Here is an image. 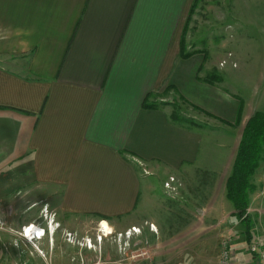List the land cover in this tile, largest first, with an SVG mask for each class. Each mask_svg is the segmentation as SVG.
Listing matches in <instances>:
<instances>
[{
	"label": "crops",
	"instance_id": "0c3cea01",
	"mask_svg": "<svg viewBox=\"0 0 264 264\" xmlns=\"http://www.w3.org/2000/svg\"><path fill=\"white\" fill-rule=\"evenodd\" d=\"M189 2L0 0L2 206L23 198L57 214L106 218L111 228L138 221L139 233L163 248L196 231V223L205 230L211 222H227L222 209L210 205L163 202L150 178L227 167L226 140L218 143L212 131L176 119V99L220 124L239 116V101L226 87L233 68H219L221 79L213 84L206 54H181ZM253 71L247 66L242 72ZM259 93L258 87L244 99L237 124L242 131L255 111H264ZM212 139L220 147L215 155L207 148ZM3 217L16 227L34 222L46 233L36 241L44 244L43 256L34 250L23 257L11 243L17 237L1 231V264L69 263L62 258L65 233L51 223L59 221L48 216L43 226L8 212ZM200 246L204 255L206 244ZM183 253L195 255L189 246ZM172 255L157 264H172Z\"/></svg>",
	"mask_w": 264,
	"mask_h": 264
},
{
	"label": "rangeland",
	"instance_id": "374dc122",
	"mask_svg": "<svg viewBox=\"0 0 264 264\" xmlns=\"http://www.w3.org/2000/svg\"><path fill=\"white\" fill-rule=\"evenodd\" d=\"M180 36L185 52L190 49L189 52L206 54L211 59L212 72L206 75L211 83H219V68H233L226 87L229 94L239 101V106H244V99L251 97L258 87V97H263L264 100V0H190L181 24ZM247 66L254 68L253 73L248 72L247 75L242 72ZM262 103L264 106V101ZM171 105L174 117L181 123L212 131L218 143L220 137L223 141L226 140L227 147L222 161L227 167L222 165L214 171L196 166L189 176L177 173L168 175L165 172L159 176H151L156 193L163 202H196L198 205H210L211 209H222L221 214L227 215V222H211L205 230L198 229L203 224L196 223V231L175 237L170 245L172 248H163L155 239L139 233L138 221L128 228H111V223L106 218L57 214L53 208H47L52 221L56 219L60 222L51 223L65 233L67 241L63 246L62 258L66 256L68 264H157L164 254L171 252L172 258L176 259L172 264H219L225 247L232 251L233 258L236 259L233 264H249L252 259L255 264H264V159L253 176L255 191L250 196L248 208V214L253 220L252 240L249 244L245 227L233 216V205L226 199V180L231 173L242 135L241 126H237L238 118L233 123L220 124L214 121L210 113L188 106L181 100L176 99ZM215 139L207 146L212 149V155L220 149ZM208 151L206 149L205 153ZM170 177L175 180L171 187H167L166 182ZM31 203L33 202H25L23 198L20 202H5L4 206L1 203L0 213L5 224L10 227L17 225L6 222L3 216L8 212L15 220L31 218L38 224L47 226L48 217L43 214L42 202L29 209ZM216 213L219 214V211ZM101 221L107 222V233L106 230L103 232ZM21 226L16 229L19 230ZM135 227L138 232L133 231ZM203 242L206 244L204 255L200 253V244ZM26 243L21 241L20 247H16L23 257L34 250L43 256V243L36 242V247ZM188 246L195 251L194 256L183 253ZM8 255L7 257L12 258V254ZM167 259L168 256L165 258L166 262Z\"/></svg>",
	"mask_w": 264,
	"mask_h": 264
},
{
	"label": "trees",
	"instance_id": "16d2710c",
	"mask_svg": "<svg viewBox=\"0 0 264 264\" xmlns=\"http://www.w3.org/2000/svg\"><path fill=\"white\" fill-rule=\"evenodd\" d=\"M194 52L185 53L181 45V54L187 57ZM243 104L239 108L240 120ZM264 112L255 111L246 121L236 151L232 170L226 181L227 198L233 204L236 219L245 227L247 242L252 240V223L248 208L251 194L255 191L253 176L264 157Z\"/></svg>",
	"mask_w": 264,
	"mask_h": 264
},
{
	"label": "clouds",
	"instance_id": "9594fccd",
	"mask_svg": "<svg viewBox=\"0 0 264 264\" xmlns=\"http://www.w3.org/2000/svg\"><path fill=\"white\" fill-rule=\"evenodd\" d=\"M19 195V194H18ZM37 204L30 205L29 209L32 207H37ZM43 214L48 217L49 214L47 212V204L44 205ZM50 218V217H49ZM0 231H6L11 233L13 236L17 237V239L12 240V244L20 247L21 241L27 242L26 244H32L33 247H36V241H39L43 238L46 233V230L38 227L34 222L28 225H22L19 230L14 229L10 226H7L4 223L3 219H0ZM49 232V231H48Z\"/></svg>",
	"mask_w": 264,
	"mask_h": 264
},
{
	"label": "built area",
	"instance_id": "2783aa9c",
	"mask_svg": "<svg viewBox=\"0 0 264 264\" xmlns=\"http://www.w3.org/2000/svg\"><path fill=\"white\" fill-rule=\"evenodd\" d=\"M174 180H175L174 177H170L169 180L166 182V186L171 187V183L174 182ZM0 210H1V203H0ZM0 219H3L1 216V213H0ZM101 224H102V221H101ZM101 224H100V226H101ZM68 236H71V234H68ZM233 263H234V258H233L232 251L229 248L225 247L224 251L221 254V259H220L219 264H233Z\"/></svg>",
	"mask_w": 264,
	"mask_h": 264
},
{
	"label": "bare ground",
	"instance_id": "6f19581e",
	"mask_svg": "<svg viewBox=\"0 0 264 264\" xmlns=\"http://www.w3.org/2000/svg\"><path fill=\"white\" fill-rule=\"evenodd\" d=\"M102 227H103V232H104L105 230H106L105 233H107V232L109 231V226H108V224H107L106 221H103V222H102ZM133 231H134V232H138L139 230H138V228H135Z\"/></svg>",
	"mask_w": 264,
	"mask_h": 264
}]
</instances>
